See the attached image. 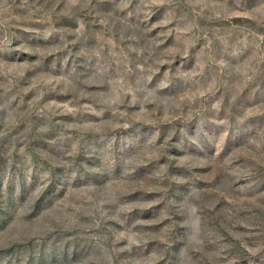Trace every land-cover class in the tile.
<instances>
[{
  "label": "rangeland",
  "instance_id": "obj_1",
  "mask_svg": "<svg viewBox=\"0 0 264 264\" xmlns=\"http://www.w3.org/2000/svg\"><path fill=\"white\" fill-rule=\"evenodd\" d=\"M0 264H264V0H0Z\"/></svg>",
  "mask_w": 264,
  "mask_h": 264
}]
</instances>
